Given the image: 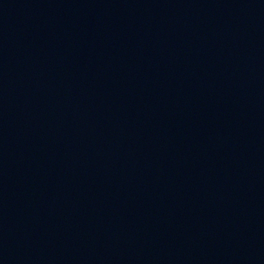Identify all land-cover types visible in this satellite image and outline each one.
Returning <instances> with one entry per match:
<instances>
[{
  "label": "water",
  "instance_id": "obj_1",
  "mask_svg": "<svg viewBox=\"0 0 264 264\" xmlns=\"http://www.w3.org/2000/svg\"><path fill=\"white\" fill-rule=\"evenodd\" d=\"M0 264H264V0H0Z\"/></svg>",
  "mask_w": 264,
  "mask_h": 264
}]
</instances>
